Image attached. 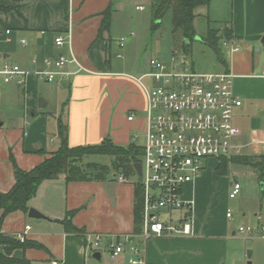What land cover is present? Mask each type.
<instances>
[{"label":"crops","instance_id":"obj_1","mask_svg":"<svg viewBox=\"0 0 264 264\" xmlns=\"http://www.w3.org/2000/svg\"><path fill=\"white\" fill-rule=\"evenodd\" d=\"M228 1L229 17L222 28L216 29L228 27L233 32L231 38L220 40L225 64L219 71L234 74L233 92L241 100V105L234 109V124L240 134L238 151L232 157L258 156L261 161L264 156V0ZM111 2L0 0V5L17 7L21 14L14 10L0 12V50L7 61L33 70L42 66L44 57L63 55L76 59L66 63L63 70L71 74L55 83L50 92L45 89L48 83L34 77L28 78L25 86H5L0 99V193H6L14 184L10 156L20 169L30 170L58 148L59 119L67 126V140L72 147L97 144L106 137L121 146H143L146 95L137 78L149 70V62L144 65L129 60L127 69L124 64L122 67L111 64L108 53L112 13L109 32L96 38L102 19L100 13ZM69 26L71 46H55V36L65 35ZM6 30L10 33L6 34ZM21 39L26 40L24 45ZM34 57L36 64L31 61ZM143 82L149 85L150 80L146 78ZM130 114L132 120H128ZM139 139L142 142L137 143ZM117 176L103 181L69 183L63 176L44 180L28 206L42 212L47 219L14 211L2 223L0 231L13 235L30 225L26 240L40 246L15 249L12 257H24L26 264H51L53 260L60 264H84L87 257L95 261L92 264H104L103 249L89 251L87 240L94 234L109 240L134 233L135 179L119 182ZM202 177L201 174L186 185L183 194L193 202L192 235L151 237L146 243L136 238L147 264H247L250 257V264H255L264 258L261 244L251 248L250 257L248 250L244 253V247L243 250L233 247L237 230L226 219L227 212L224 220L219 221L210 206L206 210L201 204L197 207L195 198L204 181ZM260 186L262 190L263 182ZM68 211L73 212L71 221L83 230L81 234L66 232L57 221L64 219ZM260 212L254 211L252 223L259 221ZM96 251L100 252L99 260L92 256ZM108 255V264H129L128 254Z\"/></svg>","mask_w":264,"mask_h":264},{"label":"built area","instance_id":"obj_2","mask_svg":"<svg viewBox=\"0 0 264 264\" xmlns=\"http://www.w3.org/2000/svg\"><path fill=\"white\" fill-rule=\"evenodd\" d=\"M5 33L9 34L10 30ZM124 41L125 37H121L119 45ZM71 42L70 26L65 35L54 38L57 47H70ZM20 43L24 45L26 40L21 39ZM31 61L36 64V57ZM68 62L76 59L63 55L44 57L41 67L29 70L7 61L0 50V99L5 86H25L30 77L46 83L67 78L71 73L63 68ZM234 77L230 72L175 71L156 58L149 60V70L137 78L146 95L142 176L136 175L135 181L142 193L140 231L109 240L94 234L86 243L89 251L103 249L111 256L128 254L129 264H147L136 238L146 243L151 237L193 234V202L183 197L184 187L200 175L206 160L230 158L238 151L240 131L234 124V109L241 105V100L233 92ZM146 78L150 80L149 85L143 82ZM132 119L130 114L128 120ZM117 179L127 180L123 174ZM239 191V183L234 182L229 197L234 198ZM226 216L232 217L230 212ZM258 217L256 223L238 227L244 240H264V211ZM30 228L25 225L16 233V238L24 242ZM51 264L60 263L53 260Z\"/></svg>","mask_w":264,"mask_h":264},{"label":"rangeland","instance_id":"obj_3","mask_svg":"<svg viewBox=\"0 0 264 264\" xmlns=\"http://www.w3.org/2000/svg\"><path fill=\"white\" fill-rule=\"evenodd\" d=\"M155 1L112 0L111 8L113 12L110 29L112 40L111 50L108 53L111 57V64L114 66L120 65V67H122L121 64H124V69H127L126 64L128 65L127 61L129 60L145 65L148 64L151 58H156L175 71L192 70L200 73L222 71V64L218 62L213 50L203 38L206 35L208 25L212 28H222L224 26V21L229 17V1L211 0L208 6L202 5L195 9L196 17L193 21L195 35L190 41L183 36L180 29L173 31L171 11L166 12L161 18L158 27L151 28ZM138 6H141L142 9H138ZM130 32H133V34L129 35ZM119 37H125L122 46L118 43ZM117 54L120 55L119 58L116 57ZM54 84H46L45 89L50 92ZM50 105H53V99ZM136 142L140 143L142 141L139 139ZM244 158L249 164L229 162L226 173L219 175L215 170L219 159L210 158L206 160L200 173L204 181L195 200L197 207L198 204H201L204 210L210 206L211 212L215 214L219 221L224 220L226 212L231 213L232 218L226 219L237 230L232 245L242 250L244 247V253H246L247 250L254 248V245L261 244L264 246V240H244L238 232L240 225L255 221L254 211H264V194L261 193L260 196V185L264 180V174L262 176L259 168H256L261 162L258 156ZM111 159V156L106 155H88L85 158L88 162L100 164H109ZM135 178L136 176H133V179ZM234 182L239 183L240 191L234 198H230L229 192ZM102 254L103 263L108 264V253L103 250ZM86 260L90 264L95 262L89 257ZM249 260L251 261V257ZM255 264H264V258L257 260V263L255 261Z\"/></svg>","mask_w":264,"mask_h":264},{"label":"trees","instance_id":"obj_4","mask_svg":"<svg viewBox=\"0 0 264 264\" xmlns=\"http://www.w3.org/2000/svg\"><path fill=\"white\" fill-rule=\"evenodd\" d=\"M211 0H156L153 5V23L151 28L158 27L161 18L166 12L171 11V24L173 31L181 30L183 36L190 41L195 35L193 21L196 17L195 9L199 6H208ZM16 11L19 15V9L12 6L0 5V12L7 13ZM111 3L100 14L102 16L100 27L96 38L103 37L105 32H109L111 22ZM233 36L230 28L224 27L221 31L208 25L206 35L203 40L213 50L216 59L221 64H225L222 54L220 40L229 39ZM57 134L59 138L58 148L35 165L30 170H22L10 156L14 168V184L6 193H0V229L5 217L14 211L28 213V202L36 194L39 185L44 180L56 179L63 176L66 183L74 181L97 180L103 181L108 177H115L123 174L126 178L136 176L134 164L142 161V147L130 144L121 146L115 144L110 138L106 137L97 144H87L79 146H70L67 140V126L61 119L58 121ZM88 155H106L111 156L109 164H100L97 162H88L85 160ZM229 162H240L249 164L246 158H221L215 168L216 173L224 174L227 171ZM261 175L264 174V156L258 164ZM136 179V178H135ZM264 184V180L262 181ZM264 194V187L261 190ZM73 212H66V216L59 221L66 232L81 234L82 229L73 225L71 218ZM142 219V193L138 183H136V195L133 209V232L140 231V222ZM0 246H3V252H0V264H26L23 257L17 259L12 257L15 249L25 250L29 247H40L29 240L20 242L15 235L6 234L0 231Z\"/></svg>","mask_w":264,"mask_h":264},{"label":"water","instance_id":"obj_5","mask_svg":"<svg viewBox=\"0 0 264 264\" xmlns=\"http://www.w3.org/2000/svg\"><path fill=\"white\" fill-rule=\"evenodd\" d=\"M39 105H41V101H39ZM134 169H135V172H136V175L138 176V178H141V176H142V164H141V162L135 163L134 164ZM27 214L31 218L47 219V216H45L42 212H40L39 210H37L36 208H33V207H29ZM250 255H251V251L248 250L247 256L250 257ZM92 256L95 259L99 260L100 259V252L96 251V252L93 253ZM247 264H250V261H248Z\"/></svg>","mask_w":264,"mask_h":264}]
</instances>
